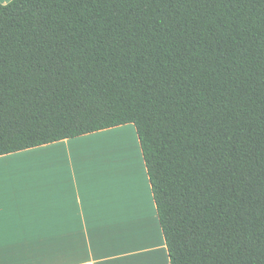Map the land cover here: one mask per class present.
I'll list each match as a JSON object with an SVG mask.
<instances>
[{"label":"trees","instance_id":"16d2710c","mask_svg":"<svg viewBox=\"0 0 264 264\" xmlns=\"http://www.w3.org/2000/svg\"><path fill=\"white\" fill-rule=\"evenodd\" d=\"M129 124L171 264H264V0L0 4V156Z\"/></svg>","mask_w":264,"mask_h":264},{"label":"crops","instance_id":"0c3cea01","mask_svg":"<svg viewBox=\"0 0 264 264\" xmlns=\"http://www.w3.org/2000/svg\"><path fill=\"white\" fill-rule=\"evenodd\" d=\"M117 129L137 137L129 124L0 156V264H171L142 151L141 186L104 163Z\"/></svg>","mask_w":264,"mask_h":264},{"label":"rangeland","instance_id":"374dc122","mask_svg":"<svg viewBox=\"0 0 264 264\" xmlns=\"http://www.w3.org/2000/svg\"><path fill=\"white\" fill-rule=\"evenodd\" d=\"M106 134L104 135V139L98 138V137H101V135L95 138V139H101L100 140L102 142L101 145L105 149V152L106 150H109V152H111L110 150L113 149L112 151L113 153H110V155L108 154L109 156L104 159V163L106 165L110 164L113 168L120 169L122 174L128 181L130 182L136 181V179L132 177L134 176L133 173L135 172V170L140 167L139 166L140 165L139 151L141 152V147H140L139 140L137 139L138 136L136 137L135 132L132 129H117L116 131H113L111 133H106ZM92 141L94 140L91 139L87 147L85 149L83 148L84 151H87L86 154L88 158V168H90L91 170L94 169L93 166L91 165V159L89 156V153L92 152L91 151L92 150L91 146L93 144ZM114 149H115V154H114ZM111 158H114V159H111ZM139 170L142 171V169L140 168L138 169V171ZM93 171L96 176L95 170ZM96 181L98 184H102L101 180H98L97 177H96ZM152 240H153V237H152Z\"/></svg>","mask_w":264,"mask_h":264},{"label":"bare ground","instance_id":"6f19581e","mask_svg":"<svg viewBox=\"0 0 264 264\" xmlns=\"http://www.w3.org/2000/svg\"><path fill=\"white\" fill-rule=\"evenodd\" d=\"M124 137H125V135H124ZM106 139H108V138H106ZM125 139V138H124ZM111 152H108V154L110 155V153H113L112 151H113V149L112 150H110ZM108 155V156H109ZM106 157V156H105ZM113 157H114V155H113ZM136 158H138V157H136ZM111 159H114V158H111ZM120 161V160H119ZM106 162V161H105ZM138 163V162H137ZM140 163V162H139ZM140 166V165H139ZM138 168V167H137ZM140 169H141V167H139ZM138 168V169H139ZM138 169H136L135 170V172L133 173V177L132 178H134V179H136V181H134V182H136V184H138V185H140L141 186V178L143 177V171H138ZM132 170V169H131ZM138 171V172H137ZM138 173V174H137ZM143 179H144V177H143ZM132 181V180H131ZM142 181H144V180H142ZM133 182V183H134ZM141 190H142V187H141ZM139 191V190H138ZM146 192V191H145ZM142 193H144V191L142 192ZM144 195H145V193H144ZM129 201V200H128ZM134 203V202H133ZM150 217V216H149ZM152 223V222H151ZM128 242L131 244V243H133V241L132 240H128ZM155 243H158V239H154L152 242H151V244L153 245V244H155ZM126 259V258H125Z\"/></svg>","mask_w":264,"mask_h":264},{"label":"snow or ice","instance_id":"6c2138e0","mask_svg":"<svg viewBox=\"0 0 264 264\" xmlns=\"http://www.w3.org/2000/svg\"><path fill=\"white\" fill-rule=\"evenodd\" d=\"M0 4H7L9 6H14L15 0H0Z\"/></svg>","mask_w":264,"mask_h":264}]
</instances>
